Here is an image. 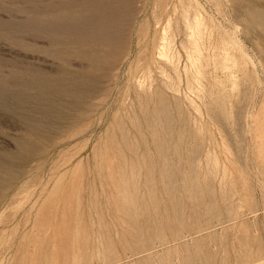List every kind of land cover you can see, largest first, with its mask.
Segmentation results:
<instances>
[{
  "label": "rangeland",
  "instance_id": "rangeland-1",
  "mask_svg": "<svg viewBox=\"0 0 264 264\" xmlns=\"http://www.w3.org/2000/svg\"><path fill=\"white\" fill-rule=\"evenodd\" d=\"M0 157V264H264V0H0Z\"/></svg>",
  "mask_w": 264,
  "mask_h": 264
},
{
  "label": "bare ground",
  "instance_id": "bare-ground-1",
  "mask_svg": "<svg viewBox=\"0 0 264 264\" xmlns=\"http://www.w3.org/2000/svg\"><path fill=\"white\" fill-rule=\"evenodd\" d=\"M81 18H82V17H81ZM185 20H186V19H185ZM85 21H86V20H85ZM123 21H124V20H123ZM197 21H198V20H197ZM200 21H201V20H200ZM75 22H76V21H75ZM194 22H195V21H194ZM195 23H196V22H195ZM195 23H194V24H195ZM201 23H202V22H201ZM191 24H193V23H191ZM192 26H193V25H192ZM192 26H190V27H192ZM186 28H187V27H186ZM200 29H201V24H200L199 22H197V23L194 25V31L196 32L197 35L200 34V33H199ZM194 31H193V32H194ZM104 32H105V31H104ZM189 32H191V31H189ZM200 32H201V31H200ZM108 34H110V33L108 32ZM196 34H195V35H196ZM106 35H107V34H106ZM191 36H192V35H191ZM192 37L194 38V39L192 40V42H193V43H192V44H193V45H192V46H193L192 49H193V52H194L193 54H195V53L199 54V47H197L198 41H196L197 39H196L195 36H192ZM97 38H98V36H97ZM198 38H200V37H198ZM198 40H200V39H198ZM162 41H163V39H162ZM164 42H165V41H164ZM189 42H190V41H189ZM162 45H163V44H162ZM168 45H169V44H168ZM198 46H199V45H198ZM162 47H163V46H162ZM163 48H164V47H163ZM220 48H221V47H220ZM164 50H165V49H164ZM164 50H163V51H164ZM188 53H189V52H188ZM70 54H71V53H70ZM197 54H195V55L197 56ZM226 54H227V53H226ZM195 55H194V56H195ZM199 55H200V54H199ZM194 56H193V57H194ZM169 58H170V57H169ZM195 58H196V57H195ZM163 59H164V58H163ZM169 60H170V59H169ZM196 60H197V59H196ZM201 60H202V59H201ZM177 61H178V60H177ZM194 61H195V59H194ZM198 61H199V59H198ZM195 62H197V61H195ZM177 63H178V62H177ZM168 64H169V63H168ZM177 65H178V64H177ZM174 67H175V66H174ZM196 72H197V71H196ZM162 73H164V72H162ZM25 82H26V81H25ZM139 87H140V86H139ZM51 98H52V97H51ZM6 100H7V99H6ZM27 104H28V103H27ZM50 104H51V103H50ZM53 106H54V105H53ZM40 110H41V109H40ZM49 110H52V109H49ZM55 111H56V110H55ZM46 112H47V111H46ZM46 112H45V113H46ZM52 112H53V111H52ZM60 112H61V111H60ZM45 113H44V114H45ZM54 113H55V112H54ZM54 113H53V114H54ZM47 114H49V113L47 112ZM51 114H52V113H51ZM45 115H46V114H45ZM65 115H66V114H65ZM43 116H44V115H43ZM43 118H44V117H43ZM45 118H46V117H45ZM24 119H25V118H24ZM26 119H27V118H26ZM29 121H30V120H29ZM34 121H36V120H34ZM44 121H45V120H44ZM40 123H42L41 120H40ZM32 125H34V124H32ZM28 126H29V125H28ZM37 126H38V125H37ZM30 127H31V126H30ZM33 128H34V127H33ZM36 128H37V127H36ZM35 130H36V129H35ZM35 130H34V133L36 134L37 132H35ZM38 130H39V129H38ZM38 134H39V133H38ZM38 134H37V135H38ZM32 141H33V140H32ZM19 146H20V145H19ZM21 149H22V148H21ZM29 156H30V155H29ZM0 158H1V157H0Z\"/></svg>",
  "mask_w": 264,
  "mask_h": 264
}]
</instances>
